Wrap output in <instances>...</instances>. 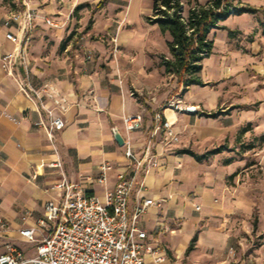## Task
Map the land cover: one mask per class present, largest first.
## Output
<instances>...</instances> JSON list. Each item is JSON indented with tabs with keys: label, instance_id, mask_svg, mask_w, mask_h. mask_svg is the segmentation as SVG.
Instances as JSON below:
<instances>
[{
	"label": "crops",
	"instance_id": "1",
	"mask_svg": "<svg viewBox=\"0 0 264 264\" xmlns=\"http://www.w3.org/2000/svg\"><path fill=\"white\" fill-rule=\"evenodd\" d=\"M76 1L77 4H90L91 33L108 32L117 21L120 25L116 37L123 45L139 50L156 45L162 53H167L168 33H161L158 26L146 18L151 14L152 0L148 9H144L143 0H104L94 10L92 8L99 0ZM241 1L261 8V11L237 14V51L226 48L228 54L219 55L217 51L221 46L213 45L211 54L202 60L200 74L224 77L227 75L225 64L232 61V70L237 72L238 77L237 129L246 126L253 131V139H262L264 101H260V105L248 103L261 99L260 94L264 95V0ZM48 2L43 0V8L40 7L46 14H49L44 12L49 10ZM1 10L0 56L14 46L4 37L2 19L5 15ZM103 14L106 18L102 20ZM39 27L47 26H38L37 30H40ZM150 31L152 33L147 34ZM141 33L144 34L143 38ZM51 35L55 41L47 46L42 37L33 33L35 39L30 41L27 53L34 82L39 86L46 84L45 89H52L64 105L61 110L55 108L63 117L65 126L54 133L52 142L47 139L44 130L34 124L38 117L35 103L16 86L0 65V220L7 225L5 233L8 239L30 256L34 253L35 243L17 239L16 229L21 225V215L25 211L30 212L28 222L32 223L41 215L45 201L57 195L51 186L59 179L61 169L69 180L82 179L100 197L114 185L115 168L107 172L103 184H89L85 179L96 176L102 162L115 166L124 163L123 147L113 138L114 127L120 130L122 136L131 137L134 147L138 149L149 132L156 110L173 122L176 131L183 124L190 127L193 122L218 123L215 132L212 131L215 134H203V137L206 135L209 138L225 135L229 129L225 124L232 117L230 112H219L215 117L202 115V112H210L216 106L219 97V92L214 90H198L207 84L203 79L204 85H189V91L182 95L186 104L198 106L197 113L174 111L154 101L136 100L125 92L110 91L95 69L93 56L85 60L75 48L72 49L70 43L59 42L62 39L60 29H55ZM56 35L59 40H56ZM96 43L85 41L79 49L81 52L101 49ZM172 77L176 86L182 87ZM46 102L53 105L52 100L47 99ZM134 112H141L143 126L138 131L126 133L121 116ZM159 139L160 135L157 134L154 149L158 165L154 167L148 164L144 167L143 189L139 193L158 202L148 206L137 221L147 233L145 244L151 249L145 253V264H232L226 254L229 238L223 230L224 212L228 206L223 187L213 178L204 180L195 170V165L201 161L194 160L187 153L177 152L180 147L173 150L175 144L163 146ZM56 158L62 163L61 169L49 165ZM233 206L234 210L236 206ZM203 220L206 223L199 227ZM194 234L196 239L187 249ZM159 255L163 259L157 260L156 256Z\"/></svg>",
	"mask_w": 264,
	"mask_h": 264
},
{
	"label": "built area",
	"instance_id": "2",
	"mask_svg": "<svg viewBox=\"0 0 264 264\" xmlns=\"http://www.w3.org/2000/svg\"><path fill=\"white\" fill-rule=\"evenodd\" d=\"M42 1L16 0V6L3 17L4 37L14 46L0 56V65L35 103L38 117L34 124L41 127L52 142L54 133L65 126L55 108L61 110L64 105L52 89H45L46 84L39 86L34 82L27 52L38 26L60 28L63 24L57 16L41 12ZM91 55L90 50L85 52L86 59ZM47 99L52 100V106L47 104ZM167 106L187 113L199 110L197 105L186 104L178 96L161 107ZM152 117L149 132L138 149L131 137L123 136V164L102 162L96 176L85 178L89 184H103L107 172L117 169L114 185L102 197L90 190L82 179L69 180L59 158L50 161V166L61 169L59 179L51 186L57 195L45 201L41 215L32 223L28 222L30 212L25 211L16 229L17 239L35 243L34 253L27 255L8 239L7 225L0 220V264H145V253L151 249L145 244L147 233L137 221L148 206L158 202L139 194L143 189L142 172L148 164L158 165L154 149L157 134L163 146L179 141L178 132L166 116L156 110ZM121 124L126 133L138 131L143 126V116L141 112L123 114ZM53 150L56 151L55 147ZM156 259L161 260L163 256Z\"/></svg>",
	"mask_w": 264,
	"mask_h": 264
},
{
	"label": "rangeland",
	"instance_id": "3",
	"mask_svg": "<svg viewBox=\"0 0 264 264\" xmlns=\"http://www.w3.org/2000/svg\"><path fill=\"white\" fill-rule=\"evenodd\" d=\"M182 1L186 12L188 5L186 0ZM15 2L16 0H0L3 16L16 6ZM48 3L49 10L44 12L56 14L63 25L60 28L39 27L40 30L37 28L34 33L42 37L49 46L55 41L51 39L53 38L51 33L55 29H60L62 39L59 42L70 43L72 49L75 48L83 59L85 52H81L80 45L88 40L97 42L101 49L89 50L102 83H107L110 91L125 92L136 100H150L161 104L160 106L167 104V101L175 96L182 99V95L189 91V88L177 87L172 75L165 73L159 63L161 54L170 56L168 47L167 53H162L156 45L144 47L142 50L127 47L116 37L119 22L114 21L112 29L108 32L91 33L89 8L81 6L75 11L76 0H49ZM143 3L144 9H148L150 0H143ZM233 3L237 4V0H233ZM40 7L43 8L41 4ZM105 18L103 14L101 19ZM237 20V13L231 11L219 21V24H225L234 30L231 37L227 36L228 33L224 30L211 29L209 37L214 39V47L221 46L220 51H217L219 55L222 53L227 55L226 48L229 51H237ZM223 36L226 37L221 41ZM55 37L59 40L57 35ZM32 39L35 38L32 36ZM232 66V61H227L225 64L227 75L224 77L213 78L211 75L201 74V78L207 84L203 89H198L219 92L217 104L210 111L223 114L230 112L232 117L225 124L229 127L228 131L225 135H214L209 138L206 135L203 137V134H215L218 123L193 122L188 128L183 124L177 129L179 141L172 149L187 147L201 153L213 147H221L222 150L210 155L208 161H201L195 165V170L200 172L204 180L213 178L218 181L227 196L228 206L224 212L226 218L223 220V230L227 232L229 238L226 254L230 262L264 264V137L253 139V131L246 126L237 129L238 77ZM208 69L211 70L210 67ZM260 97L261 99H255L248 105H260V101H264V95L260 94ZM233 204L236 206L234 210ZM205 223L203 220L199 227H203ZM168 258L173 260L171 256Z\"/></svg>",
	"mask_w": 264,
	"mask_h": 264
},
{
	"label": "trees",
	"instance_id": "4",
	"mask_svg": "<svg viewBox=\"0 0 264 264\" xmlns=\"http://www.w3.org/2000/svg\"><path fill=\"white\" fill-rule=\"evenodd\" d=\"M104 0H99L92 10L100 7ZM182 0H152L150 16H146L150 23H155L161 33H168L169 39L166 41L170 56L160 55V65L165 73L171 74L176 78L183 88L189 85H204L201 78L202 60L212 52L213 39L209 37L212 28L225 29L227 36L231 37L233 29L226 25L219 24L229 12L234 11L239 14L242 12L257 13L261 8L237 0H186L188 8L184 12ZM81 6L90 7L89 3L76 4V11ZM238 32V30H237ZM264 34V29H263ZM65 44V41L62 42ZM219 112H202V115L215 117ZM221 147H213L205 152H196L187 147L177 150L180 153L191 155L194 160L208 161L210 155L220 152ZM196 239L194 234L188 244L190 249Z\"/></svg>",
	"mask_w": 264,
	"mask_h": 264
},
{
	"label": "water",
	"instance_id": "5",
	"mask_svg": "<svg viewBox=\"0 0 264 264\" xmlns=\"http://www.w3.org/2000/svg\"><path fill=\"white\" fill-rule=\"evenodd\" d=\"M112 133H113V138L116 141V143L118 145L122 146L124 139H123L122 134L120 133V130H118L117 128L114 127Z\"/></svg>",
	"mask_w": 264,
	"mask_h": 264
},
{
	"label": "bare ground",
	"instance_id": "6",
	"mask_svg": "<svg viewBox=\"0 0 264 264\" xmlns=\"http://www.w3.org/2000/svg\"><path fill=\"white\" fill-rule=\"evenodd\" d=\"M171 121V120H170ZM172 122V121H171ZM173 123V122H172Z\"/></svg>",
	"mask_w": 264,
	"mask_h": 264
}]
</instances>
